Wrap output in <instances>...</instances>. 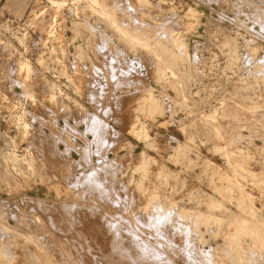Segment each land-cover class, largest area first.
<instances>
[{"label":"rangeland","instance_id":"374dc122","mask_svg":"<svg viewBox=\"0 0 264 264\" xmlns=\"http://www.w3.org/2000/svg\"><path fill=\"white\" fill-rule=\"evenodd\" d=\"M19 1L0 264H264V0Z\"/></svg>","mask_w":264,"mask_h":264},{"label":"bare ground","instance_id":"6f19581e","mask_svg":"<svg viewBox=\"0 0 264 264\" xmlns=\"http://www.w3.org/2000/svg\"><path fill=\"white\" fill-rule=\"evenodd\" d=\"M27 0H20L19 1V3L20 4H24L25 2H26ZM18 3V4H19ZM24 6V5H23ZM264 56V55H263ZM264 58V57H263ZM78 182V181H77ZM124 185V184H123ZM81 187V186H80ZM89 187H91L90 185H89ZM124 187V186H123ZM24 191V190H23ZM132 196V195H131ZM1 202V201H0ZM65 204V203H64ZM67 204V203H66ZM28 205V204H27ZM53 206V205H52ZM154 208V207H153ZM61 209V208H60ZM79 210V209H78ZM77 210V211H78ZM65 212H66V208H65ZM86 212V211H85ZM60 213V212H59ZM88 213V212H87ZM167 213H168V211H167ZM75 215H77V214H75ZM62 216V215H61ZM78 216V215H77ZM139 216H141V214H139ZM162 216H164V215H162ZM166 216V215H165ZM191 216V215H190ZM16 217V216H15ZM150 217V216H149ZM153 217V216H152ZM154 217H156V216H154ZM178 217V216H177ZM75 218V217H74ZM93 218V217H92ZM158 218V217H157ZM138 219H139V217H138ZM142 219V218H141ZM151 219V218H150ZM161 219H163V218H161ZM179 219H181V218H179ZM66 220V219H65ZM71 220V219H70ZM79 220V219H78ZM156 220V219H155ZM138 222H140V221H138ZM156 222V221H155ZM160 222V221H159ZM158 222V223H159ZM53 223V222H52ZM149 223V222H148ZM163 223V222H162ZM147 224V223H146ZM178 224H180V223H178ZM144 225V224H143ZM160 225V224H159ZM158 225V226H159ZM165 225V224H164ZM163 225V226H164ZM183 225V224H182ZM185 225V224H184ZM94 227V226H93ZM104 227V226H103ZM102 226H101V228H103ZM128 227V226H127ZM156 227V226H155ZM169 227V226H168ZM51 228V227H50ZM57 228V227H56ZM100 228V227H99ZM129 228V227H128ZM154 228V227H153ZM87 229V228H86ZM105 229V228H104ZM164 229V228H163ZM166 229V228H165ZM55 230V229H54ZM89 230V229H88ZM92 230V229H91ZM129 230V229H128ZM184 230V229H183ZM79 231V230H78ZM100 231V230H99ZM170 231V230H169ZM187 231V230H186ZM57 232V231H56ZM60 232V231H59ZM104 232V231H103ZM183 232L184 231H182V234H183ZM89 233H90V231H89ZM106 233V232H105ZM134 233V232H133ZM188 233V232H187ZM121 234V233H120ZM124 234V233H123ZM137 234V233H136ZM156 234V233H155ZM159 234V233H158ZM163 234V233H162ZM188 235V234H187ZM80 236L81 235H79V238H80ZM102 236V235H101ZM112 236H114L113 234H112ZM117 236H118V234H117ZM122 236V235H121ZM176 236V235H175ZM76 237V236H75ZM91 237V236H90ZM105 237V236H104ZM107 237V236H106ZM126 237V236H125ZM180 237V236H179ZM82 238V237H81ZM92 238V237H91ZM111 238V237H110ZM119 238V237H118ZM127 238V237H126ZM141 237H139V239H140ZM178 238V237H177ZM186 238H188V237H186ZM85 239V238H84ZM111 239H113V238H111ZM174 239H175V237H174ZM185 239V238H184ZM192 239V238H191ZM126 240V239H125ZM129 240V239H128ZM137 240V239H136ZM136 240H135V242H136ZM187 240V239H186ZM98 241V240H97ZM115 241V240H114ZM146 241V240H145ZM169 241V240H168ZM94 242H96V241H94ZM125 242V241H124ZM128 242V241H127ZM134 242V241H133ZM186 243H187V241H185ZM190 242V241H189ZM83 243V242H82ZM109 243V242H108ZM113 243V242H112ZM147 243V242H146ZM191 243V242H190ZM86 244H88V242H86ZM180 244V243H179ZM79 245H81L80 243H79ZM117 245V244H116ZM122 245H124V243H122ZM130 245V244H129ZM251 245V244H250ZM118 246H119V244H118ZM136 246V245H135ZM159 246V245H158ZM188 246V245H187ZM98 247V246H97ZM106 247H107V245H106ZM128 247V246H127ZM180 247H181V245H180ZM104 248V247H103ZM110 248V247H109ZM123 248V247H122ZM130 248V247H129ZM150 248H154L153 246L152 247H150ZM89 249V248H88ZM121 249V248H120ZM145 249V248H144ZM156 249V248H155ZM154 249V250H155ZM159 249H160V247H159ZM112 250H113V247H112ZM142 250V249H141ZM140 250V251H141ZM153 250V249H152ZM191 250V249H190ZM111 251V250H110ZM125 251V250H124ZM129 251V250H128ZM128 251H126V252H128ZM131 251V250H130ZM143 251V250H142ZM193 251V250H192ZM192 251H191V253H192ZM106 252H108V251H106ZM113 252V251H112ZM122 252V251H121ZM145 252V251H144ZM151 252V251H150ZM153 252V251H152ZM105 253V252H104ZM111 253V252H110ZM116 253V252H115ZM114 253V254H115ZM149 253V252H148ZM155 253V252H154ZM162 253V252H161ZM250 253V252H249ZM118 254V253H117ZM130 254V253H129ZM128 254V255H129ZM132 254V253H131ZM145 254V253H144ZM151 254V253H150ZM254 254V253H253ZM118 255H120V254H118ZM126 255V254H125ZM147 255H149V254H147ZM152 255V254H151ZM158 255V254H157ZM163 255V254H162ZM95 256H97L96 254H95ZM106 256V255H105ZM155 256V255H154ZM103 257V256H102ZM111 257V256H110ZM109 257V258H110ZM117 257H119V256H117ZM150 257V256H149ZM156 258H157V256H155ZM160 257V256H159ZM115 258V257H114ZM129 258H131V257H129ZM153 258V257H152ZM111 259L113 260V258L111 257ZM121 259V258H120ZM135 260L137 259L136 257L134 258ZM159 259V258H158ZM161 259V258H160ZM211 259V258H210ZM97 260V259H96ZM109 260V259H108ZM138 260H140L139 258H138ZM152 260V259H151ZM165 260V259H164ZM208 260V259H207ZM163 261V260H162ZM194 261V260H193ZM198 261V260H197ZM92 262V261H91ZM96 262V261H95ZM103 262H105V260L103 261ZM108 262V261H107ZM125 262V261H124ZM132 262V261H131ZM136 262V261H135ZM196 262V261H195ZM114 263V262H113ZM142 263V262H141ZM140 263V264H141ZM153 263V262H152ZM104 264V263H103ZM124 264H126V263H124ZM129 264V263H128ZM156 264V263H155ZM262 264V263H261Z\"/></svg>","mask_w":264,"mask_h":264}]
</instances>
